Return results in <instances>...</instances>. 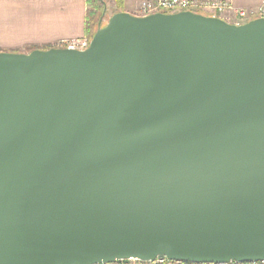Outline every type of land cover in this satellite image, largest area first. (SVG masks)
<instances>
[{
  "label": "water",
  "instance_id": "95a60500",
  "mask_svg": "<svg viewBox=\"0 0 264 264\" xmlns=\"http://www.w3.org/2000/svg\"><path fill=\"white\" fill-rule=\"evenodd\" d=\"M101 25L0 52V264L264 260V18Z\"/></svg>",
  "mask_w": 264,
  "mask_h": 264
},
{
  "label": "crops",
  "instance_id": "0c3cea01",
  "mask_svg": "<svg viewBox=\"0 0 264 264\" xmlns=\"http://www.w3.org/2000/svg\"><path fill=\"white\" fill-rule=\"evenodd\" d=\"M112 1L117 13L137 16V10L145 1ZM230 2L235 9L257 11L261 0H218ZM93 2V3H92ZM97 0H0V52L29 53L31 48H58L63 42L88 38V15L97 11ZM106 10V6H105ZM103 15H106L104 11ZM110 17V18H111ZM223 19L231 24H245L255 18L241 20L234 11H227ZM103 18L99 22V28Z\"/></svg>",
  "mask_w": 264,
  "mask_h": 264
},
{
  "label": "built area",
  "instance_id": "2783aa9c",
  "mask_svg": "<svg viewBox=\"0 0 264 264\" xmlns=\"http://www.w3.org/2000/svg\"><path fill=\"white\" fill-rule=\"evenodd\" d=\"M193 12L197 14L213 13L209 17H217L223 19L224 14L227 11H234L241 20H246L250 16L257 18H264V0H261L260 5L255 12H247L241 9H235V7L227 1L218 0H154L143 2L137 10V16L147 17L150 15L164 13L174 14L180 12ZM204 15V14H202ZM207 16V15H205ZM224 20V19H223ZM240 25V24H238ZM91 40L87 37L78 39H72L58 45V48L70 49L76 51H85L89 48ZM111 264H196L187 261H172L167 258L159 259L155 261H142L137 258H129L124 260H117ZM228 264H264V260L251 263L230 262Z\"/></svg>",
  "mask_w": 264,
  "mask_h": 264
},
{
  "label": "trees",
  "instance_id": "16d2710c",
  "mask_svg": "<svg viewBox=\"0 0 264 264\" xmlns=\"http://www.w3.org/2000/svg\"><path fill=\"white\" fill-rule=\"evenodd\" d=\"M122 0H117L118 5H121ZM93 3V2H92ZM97 3L100 5V8L97 11H92L88 15V25H87V31H88V38L92 40L93 36L96 34V32L99 30V22L101 20L102 14L105 11V2L103 0H97ZM50 48L46 49H39V48H31L28 50L30 53L34 50H49Z\"/></svg>",
  "mask_w": 264,
  "mask_h": 264
},
{
  "label": "rangeland",
  "instance_id": "374dc122",
  "mask_svg": "<svg viewBox=\"0 0 264 264\" xmlns=\"http://www.w3.org/2000/svg\"><path fill=\"white\" fill-rule=\"evenodd\" d=\"M115 10H116L115 4L112 1H106V10H105L106 15L104 16L102 14V17H101V19L103 18L102 25H101L102 27L107 25L111 17V13H113ZM202 14L207 15V16L214 15L213 13H205V12H203Z\"/></svg>",
  "mask_w": 264,
  "mask_h": 264
}]
</instances>
